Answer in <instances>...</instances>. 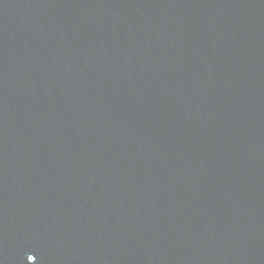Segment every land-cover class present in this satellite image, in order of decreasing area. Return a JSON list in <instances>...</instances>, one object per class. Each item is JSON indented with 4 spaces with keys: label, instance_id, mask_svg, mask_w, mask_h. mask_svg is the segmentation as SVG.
Masks as SVG:
<instances>
[{
    "label": "water",
    "instance_id": "obj_1",
    "mask_svg": "<svg viewBox=\"0 0 264 264\" xmlns=\"http://www.w3.org/2000/svg\"><path fill=\"white\" fill-rule=\"evenodd\" d=\"M0 264H264V0H0Z\"/></svg>",
    "mask_w": 264,
    "mask_h": 264
},
{
    "label": "snow or ice",
    "instance_id": "obj_2",
    "mask_svg": "<svg viewBox=\"0 0 264 264\" xmlns=\"http://www.w3.org/2000/svg\"><path fill=\"white\" fill-rule=\"evenodd\" d=\"M36 257L35 256H29V260H35Z\"/></svg>",
    "mask_w": 264,
    "mask_h": 264
}]
</instances>
